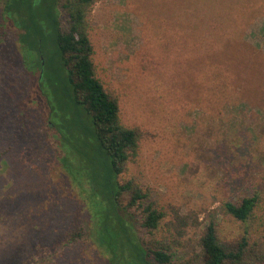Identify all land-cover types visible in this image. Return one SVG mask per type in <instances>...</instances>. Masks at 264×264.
Returning <instances> with one entry per match:
<instances>
[{
	"label": "rangeland",
	"instance_id": "obj_1",
	"mask_svg": "<svg viewBox=\"0 0 264 264\" xmlns=\"http://www.w3.org/2000/svg\"><path fill=\"white\" fill-rule=\"evenodd\" d=\"M7 2L0 0V264H107L88 234L81 189L30 108L41 99L26 101L25 49ZM88 23L97 76L118 99L122 123L140 134L123 178L165 212L156 235L168 238L174 263L203 262L200 240L214 221L224 244L247 237L264 264V0H97ZM61 61L56 45L45 47L43 92L53 122L77 135ZM84 131L86 176L95 154L86 124ZM256 194L247 222L227 212V202ZM132 212L150 241L142 208ZM78 227L83 236L72 241Z\"/></svg>",
	"mask_w": 264,
	"mask_h": 264
},
{
	"label": "trees",
	"instance_id": "obj_2",
	"mask_svg": "<svg viewBox=\"0 0 264 264\" xmlns=\"http://www.w3.org/2000/svg\"><path fill=\"white\" fill-rule=\"evenodd\" d=\"M96 2L8 0L7 18L21 49H25L23 62L31 81L26 101L31 103V96L41 99V104L30 108L40 112L46 123L48 145L60 159L64 171L81 189L84 199L81 209L88 221V234L106 263L175 264L168 238L161 240L156 235L165 221V212L149 200L148 192L134 179L123 178L130 161L138 153L140 134L122 123L118 99L97 76L88 23V15ZM61 12L67 15L65 26L60 21ZM11 14L18 19L13 21ZM50 44L59 48L64 91L73 103L78 120L77 135L53 122L56 111L52 110L43 92L46 79L44 51ZM85 124L89 128V139L86 138L88 150L95 154L94 159L90 156L87 161L90 167L86 176ZM260 199L257 194L244 197L239 204L227 202L225 208L237 220L247 222ZM140 208V227L153 235L150 241L141 237L138 221L132 212ZM82 236L83 228L78 227L69 234V239L77 241ZM200 242L203 262L186 260L179 264L262 262L258 253L252 252L253 247L247 237L239 239L234 246L224 244L219 239L218 226L214 221L207 225Z\"/></svg>",
	"mask_w": 264,
	"mask_h": 264
}]
</instances>
